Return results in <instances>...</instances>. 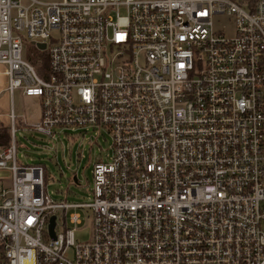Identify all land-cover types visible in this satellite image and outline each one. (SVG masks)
<instances>
[{"label":"built area","instance_id":"built-area-1","mask_svg":"<svg viewBox=\"0 0 264 264\" xmlns=\"http://www.w3.org/2000/svg\"><path fill=\"white\" fill-rule=\"evenodd\" d=\"M24 40L45 43L43 77ZM0 64L10 101L39 100L31 122L11 106L12 137L21 118L112 141L77 203L0 150V264H264V0H0Z\"/></svg>","mask_w":264,"mask_h":264},{"label":"rangeland","instance_id":"rangeland-1","mask_svg":"<svg viewBox=\"0 0 264 264\" xmlns=\"http://www.w3.org/2000/svg\"><path fill=\"white\" fill-rule=\"evenodd\" d=\"M42 2H56L59 0H38ZM215 29H222L227 36L232 35L233 23L226 16H218L214 19ZM23 56L30 60L36 70L44 76L47 67L45 53L37 49L30 40H24ZM4 65L0 64V123H6L7 112L11 106L21 117L27 121L38 120L39 100L27 98L15 90L10 101V96L5 90L6 76L3 74ZM6 115V116H5ZM13 138L17 145L16 159L19 164H40L44 168V187L54 199L70 202L89 201L93 190V165L98 161H106L111 152L112 141L108 132L89 128L88 130L60 131L55 139L33 129H26L18 124ZM7 172H0V177H6ZM77 177L76 182L73 178ZM68 210L66 215L69 212ZM81 214V223L70 225L75 229L76 242H86L92 237L90 211L77 208ZM58 219L62 217L59 213ZM67 219V218H66ZM68 220V219H67ZM60 224L56 229L60 232Z\"/></svg>","mask_w":264,"mask_h":264},{"label":"trees","instance_id":"trees-1","mask_svg":"<svg viewBox=\"0 0 264 264\" xmlns=\"http://www.w3.org/2000/svg\"><path fill=\"white\" fill-rule=\"evenodd\" d=\"M18 124L23 127L20 120H18ZM11 140V132L9 130L8 125H0V150L3 147L8 146Z\"/></svg>","mask_w":264,"mask_h":264},{"label":"water","instance_id":"water-1","mask_svg":"<svg viewBox=\"0 0 264 264\" xmlns=\"http://www.w3.org/2000/svg\"><path fill=\"white\" fill-rule=\"evenodd\" d=\"M37 47L40 49H43L45 47V43L41 44L38 43ZM74 182H76V177L73 178ZM55 215H52L49 219V223H48V230H49V234L52 238L55 237V230H54V225H55Z\"/></svg>","mask_w":264,"mask_h":264},{"label":"crops","instance_id":"crops-1","mask_svg":"<svg viewBox=\"0 0 264 264\" xmlns=\"http://www.w3.org/2000/svg\"><path fill=\"white\" fill-rule=\"evenodd\" d=\"M5 82H6V80H5ZM4 85H5V84H4ZM8 113H9V112H7V116L5 115V116H6L5 119H6L7 122H6V123H3V121H2V122L0 123V125H2V124H3V125H9L10 119H9ZM17 115H18V114H17ZM25 118H26V117H25ZM76 180H77V177H76Z\"/></svg>","mask_w":264,"mask_h":264}]
</instances>
